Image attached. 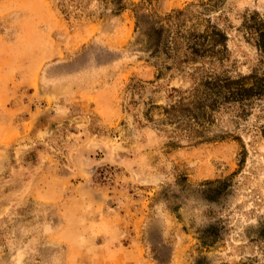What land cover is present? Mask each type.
I'll list each match as a JSON object with an SVG mask.
<instances>
[{
  "label": "rangeland",
  "instance_id": "374dc122",
  "mask_svg": "<svg viewBox=\"0 0 264 264\" xmlns=\"http://www.w3.org/2000/svg\"><path fill=\"white\" fill-rule=\"evenodd\" d=\"M263 43L264 0H0V264H264ZM208 78L260 87L164 118Z\"/></svg>",
  "mask_w": 264,
  "mask_h": 264
},
{
  "label": "trees",
  "instance_id": "16d2710c",
  "mask_svg": "<svg viewBox=\"0 0 264 264\" xmlns=\"http://www.w3.org/2000/svg\"><path fill=\"white\" fill-rule=\"evenodd\" d=\"M261 46L264 47V43L261 44ZM261 85L264 88V83H261ZM257 87L260 86L253 85L246 87L239 84L238 80L230 78H208L202 81L201 88L195 89L191 96L198 98L199 102L197 107L202 108L200 114L193 109L191 101L189 102L186 98L180 97L178 100L162 107L164 118L168 119L170 122L180 124L181 119L189 117V120L194 125L190 126L188 123L191 122L188 121V126L184 127L188 129L191 134L192 132H195V135H198V133H201L199 125L203 123L202 118H209V115L212 112L211 110L214 108L218 100L226 101L228 99L246 98L249 95L254 94L255 91H259L257 90ZM198 90L201 91L199 93L195 92ZM260 233L264 236V227L260 230ZM196 264H200V261H197Z\"/></svg>",
  "mask_w": 264,
  "mask_h": 264
}]
</instances>
